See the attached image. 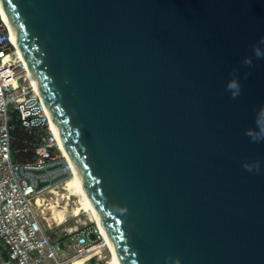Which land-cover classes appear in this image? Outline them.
<instances>
[{"label": "water", "instance_id": "1", "mask_svg": "<svg viewBox=\"0 0 264 264\" xmlns=\"http://www.w3.org/2000/svg\"><path fill=\"white\" fill-rule=\"evenodd\" d=\"M0 1L122 264H264V0Z\"/></svg>", "mask_w": 264, "mask_h": 264}, {"label": "built area", "instance_id": "2", "mask_svg": "<svg viewBox=\"0 0 264 264\" xmlns=\"http://www.w3.org/2000/svg\"><path fill=\"white\" fill-rule=\"evenodd\" d=\"M10 38L0 15V264H69L60 239L47 231L35 202L51 187L57 170L44 175L35 171L58 169L63 157L49 109ZM18 129L35 136L25 142L24 150L18 148ZM22 151L32 157L19 160ZM45 182L50 184L39 189V183ZM91 232L97 235L95 242L88 237ZM99 237L95 229L85 231L71 251L82 256Z\"/></svg>", "mask_w": 264, "mask_h": 264}, {"label": "bare ground", "instance_id": "3", "mask_svg": "<svg viewBox=\"0 0 264 264\" xmlns=\"http://www.w3.org/2000/svg\"><path fill=\"white\" fill-rule=\"evenodd\" d=\"M0 15L2 16V19L5 22V24L10 29V35H11L10 39H11L12 43L15 45V47L18 49V52L21 56V59L25 63L26 70L29 74V77L31 79L32 84L34 85L35 89L39 92V86L37 84V81L33 77V73L28 66L27 59L24 56V53L22 52V50L20 49V46H19L17 38H16L15 29L12 26V24L10 23L9 18L3 9L1 1H0ZM50 116H51V114H50ZM51 119H52L53 130H54V132L57 136L58 142H59V147L61 150L62 157L65 159L66 165L69 166V172L71 174V177L67 181L63 182V184L61 186L51 188L48 192L50 194H53V195L59 197V199L66 198V199L70 200L72 197H76L78 199L77 205L71 211H69V209H68V204L65 207H63L62 210L56 209L57 207H59V204H58V206L52 205L50 207V209H53V211H52L53 213L51 212L53 214V219L59 225H64L65 220H66L65 214H67L68 212H71V215L74 217V219H78L83 215L84 216L87 215L89 217V220L92 221L96 225V229H97L101 239L103 240L102 244L99 243L100 245L94 246V248H92L86 254H84L82 256L74 257L69 262V264H85L91 258L90 254L93 251L98 252L101 248H103V246H105L111 254V259L109 261V264H122L120 261L119 255L116 252V250L114 249V246L110 240V237L108 236V234L104 228L103 222L98 215L96 207L89 197L88 191H87L86 186L82 180V177H81L80 173L78 172L75 164L73 163V161L70 157V154H69V151H68L67 146L65 144V141L63 139V136L59 130L54 128V120H53L52 116H51ZM60 188H62L65 191V194H62L59 191ZM43 199H44V196L41 195L35 200V202L37 203V205L39 207L43 205V203H42ZM44 201H46V200H44ZM72 216H70V217H72ZM66 218L68 219L67 216H66ZM73 230H75V228H73L72 230L70 229L69 231H66L65 233L72 235Z\"/></svg>", "mask_w": 264, "mask_h": 264}, {"label": "rangeland", "instance_id": "4", "mask_svg": "<svg viewBox=\"0 0 264 264\" xmlns=\"http://www.w3.org/2000/svg\"><path fill=\"white\" fill-rule=\"evenodd\" d=\"M24 154H25L24 152L20 153L18 155V157H19L18 159L19 160H27V159L29 160L31 158V157H25L26 154L25 155ZM65 166H66L65 159L62 158V161L60 162L59 170L57 171V175L62 176L63 174H66V172L70 173L69 170H65ZM62 184H63V180L57 181L50 188H47V189L42 191L41 195L44 196V199L42 202L43 205L39 207V213L42 214L44 216V218L46 219V221L44 220V224H45L47 231L49 233H51L55 239H60L61 248H62L61 251L64 254V257L66 259H68L70 262L76 256L75 252L71 251V248L75 244V240L77 238H79L83 232L91 231L94 228H95V230H97V229H96V225L92 221L89 220V217L87 215H85V216L83 215L78 219H74V217L71 215V212H68L67 214H65L66 220H65L64 225H59L53 219V214H52L53 209H50V207L52 205L58 206V204H59V207H57L56 209L62 210V208L68 204V209H69V211H71L77 205V202H78V199L76 197H72L70 200H68L66 198L59 199V197H57L53 194H50L48 192L51 188L59 187ZM59 191L62 194H65V191L62 188H60ZM44 200H46V201H44ZM66 216L68 217V219L66 218ZM70 216H72V217H70ZM73 228H75V230H73L72 235L65 233L66 231H69L70 229L72 230ZM102 241L103 240L101 239V237H99L97 242L93 245V248H94V246H98V245L102 244ZM98 252L93 251L90 254L91 258L85 264H109V261L111 259V254H110L109 250L105 246H103V248H101Z\"/></svg>", "mask_w": 264, "mask_h": 264}, {"label": "clouds", "instance_id": "5", "mask_svg": "<svg viewBox=\"0 0 264 264\" xmlns=\"http://www.w3.org/2000/svg\"><path fill=\"white\" fill-rule=\"evenodd\" d=\"M262 42H264V41H262ZM255 54L257 55V57H260L261 55H264V54L261 53V51H258L257 49H255ZM251 63H252L251 59H246L245 60V64H249L250 65ZM227 89L232 92L233 97L238 95L239 92H240V85L238 83V79L230 80L228 82V84H227ZM255 167L258 169L259 168V164H256ZM245 168L248 171L252 170V168L248 167L247 165H245ZM175 264H179V260H176Z\"/></svg>", "mask_w": 264, "mask_h": 264}, {"label": "trees", "instance_id": "6", "mask_svg": "<svg viewBox=\"0 0 264 264\" xmlns=\"http://www.w3.org/2000/svg\"><path fill=\"white\" fill-rule=\"evenodd\" d=\"M17 136H18V148L21 149V150H24L25 149V142L26 141H29V142H32L35 140V136L34 135H30L26 132H24L23 130L21 129H18L17 132H16ZM23 152V151H22ZM21 152V153H22ZM26 154V153H25ZM24 154V155H25ZM25 157H32L31 154H26ZM67 174V173H66ZM67 178H68V175H67ZM95 229V228H94ZM92 229V230H94Z\"/></svg>", "mask_w": 264, "mask_h": 264}, {"label": "flooded vegetation", "instance_id": "7", "mask_svg": "<svg viewBox=\"0 0 264 264\" xmlns=\"http://www.w3.org/2000/svg\"><path fill=\"white\" fill-rule=\"evenodd\" d=\"M58 170H59V168L57 169V171H58ZM58 176H60V175H57V174H56V175L54 176V178H55V177H58Z\"/></svg>", "mask_w": 264, "mask_h": 264}]
</instances>
